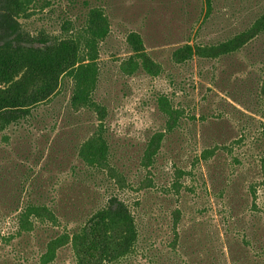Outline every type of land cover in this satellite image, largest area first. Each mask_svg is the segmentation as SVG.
Wrapping results in <instances>:
<instances>
[{"label": "rangeland", "instance_id": "rangeland-1", "mask_svg": "<svg viewBox=\"0 0 264 264\" xmlns=\"http://www.w3.org/2000/svg\"><path fill=\"white\" fill-rule=\"evenodd\" d=\"M26 7L16 21L31 37L63 35L67 23L80 30L95 7L108 19L95 100L106 109L115 172L94 176L78 160L96 118L70 112L64 78L34 119L0 133V264H38L49 239L77 230L111 196L128 205L139 229L137 252L119 264H264V94L256 88L264 37L221 60L179 66L171 59L183 44H216L244 30L264 11V0H212L210 12L205 0H32ZM132 32L161 64L159 76L119 70ZM159 95L173 100L183 119L144 169L147 142L164 132ZM205 149L215 151L207 161L200 157ZM177 170L186 173L178 192ZM27 205L50 207L57 224L18 234ZM52 264L75 263L63 249Z\"/></svg>", "mask_w": 264, "mask_h": 264}, {"label": "trees", "instance_id": "trees-1", "mask_svg": "<svg viewBox=\"0 0 264 264\" xmlns=\"http://www.w3.org/2000/svg\"><path fill=\"white\" fill-rule=\"evenodd\" d=\"M32 0H0L1 28L5 33L0 40V133L11 126H20L34 119L40 106L53 102L59 94L62 80L70 84L68 107L72 114H90L96 126L77 149V158L94 176L114 173L110 148L104 133L106 109L95 100L100 81L99 48L109 35V22L100 8H91L83 26L77 30L70 23L59 36L31 37L22 32L16 21ZM207 12L212 0H205ZM264 37V11L244 30L216 44H183L176 48L171 59L175 65H187L194 59L216 61L234 56L260 42ZM127 56L119 70L128 76L143 72L150 77L163 73L161 64L154 61L145 49L141 36L135 32L126 38ZM262 55V52H256ZM257 83L259 94H264V71ZM159 113L165 121L164 132L150 137L141 160L142 167H152L165 136L173 133L183 119V111L175 108L166 95L156 99ZM205 149L203 161L214 154ZM177 170L172 184L176 192L181 175ZM117 176L120 182L121 176ZM255 189H252L254 194ZM57 217L46 205H27L17 217L18 234H29L38 226H54ZM139 229L136 217L128 205L116 196L94 211L75 231L63 232L49 239L38 264H52L58 253L68 249L75 264H119L137 252Z\"/></svg>", "mask_w": 264, "mask_h": 264}]
</instances>
